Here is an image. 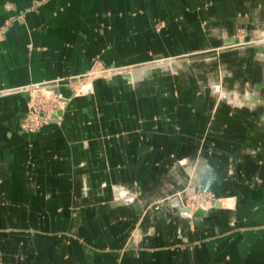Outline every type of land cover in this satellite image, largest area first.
Returning <instances> with one entry per match:
<instances>
[{
	"label": "crops",
	"instance_id": "crops-1",
	"mask_svg": "<svg viewBox=\"0 0 264 264\" xmlns=\"http://www.w3.org/2000/svg\"><path fill=\"white\" fill-rule=\"evenodd\" d=\"M20 11L0 36V264H264V45L240 43L264 0H0V26ZM174 57L60 85L54 120L19 128L18 87ZM184 188L221 200L186 217Z\"/></svg>",
	"mask_w": 264,
	"mask_h": 264
},
{
	"label": "rangeland",
	"instance_id": "rangeland-1",
	"mask_svg": "<svg viewBox=\"0 0 264 264\" xmlns=\"http://www.w3.org/2000/svg\"><path fill=\"white\" fill-rule=\"evenodd\" d=\"M23 16L24 12L20 11L19 13L7 17L4 24L0 26V36H2L6 26H8L13 20L23 19ZM159 25L160 23H157L156 26L159 27ZM237 35L243 37L245 35L244 29L238 28ZM240 43H244V45H264V35L256 34L249 39V41H241ZM176 62L175 57L160 58L149 61H141L125 67H115L106 65L103 62L94 59L87 71L80 75L59 77L51 81L29 83L18 87L15 90L26 94V110L20 121L19 128L22 132L34 133L39 131L46 123H48L49 120L45 121V119H43L42 122H37V118L34 116V113H36L34 110L37 108L41 111L40 114H43V111L47 112L50 108H52L51 105H57L58 108H61L63 101L59 92L60 85L68 86L73 94H83L91 90L89 86H85H87V84L94 78L100 77L107 79L113 75V73H118L127 69L132 70L146 65H156L169 71L174 67ZM54 87L58 88V93H54ZM169 199L173 201V209L186 217L198 216L204 211L212 208L216 202L221 200L219 197L215 196L213 191L207 188L196 189L194 191L184 188L181 191L172 194Z\"/></svg>",
	"mask_w": 264,
	"mask_h": 264
},
{
	"label": "built area",
	"instance_id": "built-area-1",
	"mask_svg": "<svg viewBox=\"0 0 264 264\" xmlns=\"http://www.w3.org/2000/svg\"><path fill=\"white\" fill-rule=\"evenodd\" d=\"M51 107L52 108H50L47 111L48 113L46 111L45 112L43 111V114H40L41 111H39V109H37V108L34 110L36 112V113H34V116H35V118H37V122H42L43 119H45V121H47L48 119L51 118L52 113H54L56 110L59 109L57 105H53V106L51 105ZM53 108H55V109H53Z\"/></svg>",
	"mask_w": 264,
	"mask_h": 264
},
{
	"label": "clouds",
	"instance_id": "clouds-1",
	"mask_svg": "<svg viewBox=\"0 0 264 264\" xmlns=\"http://www.w3.org/2000/svg\"><path fill=\"white\" fill-rule=\"evenodd\" d=\"M200 177L202 180H204L206 183H208L209 185L214 181V175H210L207 172H203L201 171L199 173Z\"/></svg>",
	"mask_w": 264,
	"mask_h": 264
},
{
	"label": "water",
	"instance_id": "water-1",
	"mask_svg": "<svg viewBox=\"0 0 264 264\" xmlns=\"http://www.w3.org/2000/svg\"><path fill=\"white\" fill-rule=\"evenodd\" d=\"M54 93H58V88L57 87H54ZM59 109L58 110H56L54 113H52V116H51V118L50 119H48L49 121H52V120H54V118L57 116V114L59 113Z\"/></svg>",
	"mask_w": 264,
	"mask_h": 264
}]
</instances>
